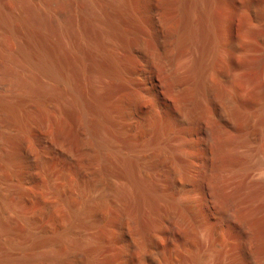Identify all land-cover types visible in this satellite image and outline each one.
<instances>
[{
	"label": "bare ground",
	"instance_id": "obj_1",
	"mask_svg": "<svg viewBox=\"0 0 264 264\" xmlns=\"http://www.w3.org/2000/svg\"><path fill=\"white\" fill-rule=\"evenodd\" d=\"M218 1L0 3V264H264Z\"/></svg>",
	"mask_w": 264,
	"mask_h": 264
},
{
	"label": "rangeland",
	"instance_id": "obj_2",
	"mask_svg": "<svg viewBox=\"0 0 264 264\" xmlns=\"http://www.w3.org/2000/svg\"><path fill=\"white\" fill-rule=\"evenodd\" d=\"M47 1L56 12L66 9L65 0ZM242 1L221 0V4L218 1L213 7V13L225 19L222 27V50L217 67L228 70L231 77L226 82L227 88L244 99L245 107L256 116L260 105L264 110V21L259 26L257 23H250L249 20L253 19L255 12L250 7H243ZM250 1H254L264 11V0ZM0 3L6 10L16 9L15 0H0ZM0 44L7 48L13 46V39L8 32L0 31ZM242 139L239 147L241 173L236 179L221 186V193L226 197L236 188L244 192L258 190L262 194L257 197L256 202L264 210V126L260 132L253 129L244 132ZM254 184L258 186H252ZM116 244L111 243L109 247L111 258H115L119 250Z\"/></svg>",
	"mask_w": 264,
	"mask_h": 264
}]
</instances>
